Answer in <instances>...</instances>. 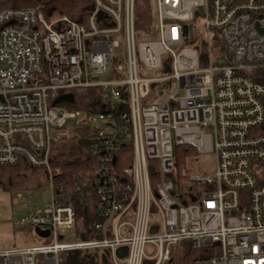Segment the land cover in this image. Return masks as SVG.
Wrapping results in <instances>:
<instances>
[{
	"label": "built area",
	"instance_id": "1",
	"mask_svg": "<svg viewBox=\"0 0 264 264\" xmlns=\"http://www.w3.org/2000/svg\"><path fill=\"white\" fill-rule=\"evenodd\" d=\"M92 1L84 22L0 7V165L45 167L52 194L50 206L13 220L35 243L0 250V264H60L75 250L109 264H183L191 249L205 254L195 264H264V0H152L148 34L137 30L136 0ZM90 88L95 106L54 104ZM78 118L100 200L90 240L76 237L75 208L54 186L52 147ZM179 145L216 157L187 193L175 177Z\"/></svg>",
	"mask_w": 264,
	"mask_h": 264
},
{
	"label": "trees",
	"instance_id": "2",
	"mask_svg": "<svg viewBox=\"0 0 264 264\" xmlns=\"http://www.w3.org/2000/svg\"><path fill=\"white\" fill-rule=\"evenodd\" d=\"M92 0H13L0 7L10 6H39L50 15L59 12L70 19L84 22L92 9ZM152 0H136V26L139 33L148 34L153 22ZM221 44V41H219ZM75 102L71 104L73 109H87L95 106L99 101L97 88L73 90ZM264 133V123L260 129ZM89 131V130H88ZM72 145H62L56 142L52 147V164L55 171L58 170L55 182V194L62 202L73 204L76 213L75 233L79 240L97 238L96 224L101 221L99 215L100 200L94 184L90 181L91 158L90 142L83 137ZM75 137H73L74 140ZM182 148L186 152L196 154V150L189 149L186 145L175 148V160ZM126 151V150H125ZM131 153V147L126 153ZM120 157V156H118ZM130 163L118 161L116 165L124 167ZM184 187H194L190 180L178 176ZM50 183L49 174L45 167H34L25 159H20L14 165H0V190L14 193L19 190H38ZM32 243H27L31 245ZM205 255L204 252L192 256V249L183 258L184 264H195L198 258ZM60 264H104L103 254L97 250H75L62 252L59 257ZM43 264V263H39Z\"/></svg>",
	"mask_w": 264,
	"mask_h": 264
},
{
	"label": "rangeland",
	"instance_id": "3",
	"mask_svg": "<svg viewBox=\"0 0 264 264\" xmlns=\"http://www.w3.org/2000/svg\"><path fill=\"white\" fill-rule=\"evenodd\" d=\"M46 1V0H44ZM201 20L197 23L201 29V35L205 37V29L202 27ZM122 54V51L120 52ZM51 106V105H50ZM59 106L67 109H73L70 103L61 102ZM78 119H71L67 122V125L62 129L65 133L62 136V145H72L73 142H78L76 135H79V139L83 137L85 140L89 139V131L84 123L78 124ZM189 149H194L191 146L186 145ZM195 150V149H194ZM216 169V157L214 153L196 154L186 152L185 148L180 151L177 161L175 177L181 186L180 191L187 193L189 189L184 187L182 182L178 180V176L184 177L185 180H189L191 177L210 173ZM191 182V181H190ZM192 186L193 183L191 182ZM52 194L48 186L33 191V197L30 203H19L13 198V193L0 190V250H6L13 247H24L27 243H32L34 240V230L29 228L26 233L16 230L13 226V220L25 218L30 216L36 209L40 207L50 206L52 203ZM35 243V242H34ZM33 243V244H34ZM148 254L153 255L155 250H147ZM200 250L192 249V256L199 253ZM184 264V263H183Z\"/></svg>",
	"mask_w": 264,
	"mask_h": 264
},
{
	"label": "water",
	"instance_id": "4",
	"mask_svg": "<svg viewBox=\"0 0 264 264\" xmlns=\"http://www.w3.org/2000/svg\"><path fill=\"white\" fill-rule=\"evenodd\" d=\"M201 10V9H199ZM199 12L196 13V15H198ZM190 31H191V34H192V27H190ZM54 104H58V103H61V102H68V103H74V94L72 93H69V94H65V95H61L59 96L56 100H54ZM157 230V227H153L152 231L155 232ZM35 232L39 235V236H42V237H48L50 232L49 230H41L39 228H35ZM121 257H125L126 254H127V248L126 247H122L118 250V253ZM103 262L104 264H109L107 262V257L106 255H103Z\"/></svg>",
	"mask_w": 264,
	"mask_h": 264
}]
</instances>
